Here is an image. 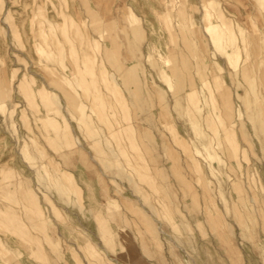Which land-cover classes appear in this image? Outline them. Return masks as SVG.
I'll return each mask as SVG.
<instances>
[{"label":"rangeland","instance_id":"1","mask_svg":"<svg viewBox=\"0 0 264 264\" xmlns=\"http://www.w3.org/2000/svg\"><path fill=\"white\" fill-rule=\"evenodd\" d=\"M0 264H264V0H0Z\"/></svg>","mask_w":264,"mask_h":264}]
</instances>
